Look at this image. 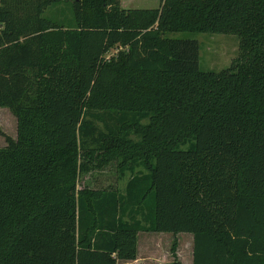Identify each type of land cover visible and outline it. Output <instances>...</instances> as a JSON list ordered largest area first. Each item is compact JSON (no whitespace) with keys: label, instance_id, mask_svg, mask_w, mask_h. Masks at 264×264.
<instances>
[{"label":"trees","instance_id":"obj_1","mask_svg":"<svg viewBox=\"0 0 264 264\" xmlns=\"http://www.w3.org/2000/svg\"><path fill=\"white\" fill-rule=\"evenodd\" d=\"M167 32L239 53L203 71ZM0 107V264L131 261L139 232L172 233V257L192 234V264H264V0H0ZM111 162L122 189L78 187Z\"/></svg>","mask_w":264,"mask_h":264},{"label":"rangeland","instance_id":"obj_2","mask_svg":"<svg viewBox=\"0 0 264 264\" xmlns=\"http://www.w3.org/2000/svg\"><path fill=\"white\" fill-rule=\"evenodd\" d=\"M161 0H120V6L126 9H154L158 8ZM60 4L51 5L44 15L59 19ZM68 12V11H67ZM73 18L72 11H69ZM68 15V13L66 14ZM66 22L65 19L62 20ZM171 38H190L195 39L199 45V68L203 71H220L230 66L232 61L239 53V38L235 34L208 33V32H167L165 34ZM118 51L113 48L107 56H112ZM0 128L6 135L16 137V119L6 107H0ZM135 136H133V139ZM6 144L5 139L0 136V147ZM130 172L124 170L120 172L117 162H111L101 169L94 168L87 173H82L79 177L78 187H88L92 189L104 188H123L129 177ZM155 237V238H153ZM177 248L176 256L172 257L170 245L173 239L172 233L161 235L141 234L139 237V256L140 264H191V243L192 234L179 233L176 236ZM118 264H138L133 262H118Z\"/></svg>","mask_w":264,"mask_h":264},{"label":"crops","instance_id":"obj_3","mask_svg":"<svg viewBox=\"0 0 264 264\" xmlns=\"http://www.w3.org/2000/svg\"><path fill=\"white\" fill-rule=\"evenodd\" d=\"M146 234V235H148L149 236V238L151 237V234H157V235H161V234H163V233H165V232H139L138 234H137V253H136V258L134 259V260H131V261H121V260H118L117 261V264H118V262H133V263H138V264H140V256H139V246H140V242H139V237H140V235L141 234ZM153 238H155V237H153ZM192 239H193V237H192ZM192 243H193V241H192ZM192 243H191V247H190V250H191V256H190V261H191V264H192Z\"/></svg>","mask_w":264,"mask_h":264}]
</instances>
